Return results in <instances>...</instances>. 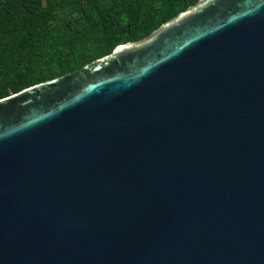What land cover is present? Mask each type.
I'll use <instances>...</instances> for the list:
<instances>
[{"label":"water","instance_id":"obj_1","mask_svg":"<svg viewBox=\"0 0 264 264\" xmlns=\"http://www.w3.org/2000/svg\"><path fill=\"white\" fill-rule=\"evenodd\" d=\"M0 264H264V0L0 99Z\"/></svg>","mask_w":264,"mask_h":264},{"label":"trees","instance_id":"obj_2","mask_svg":"<svg viewBox=\"0 0 264 264\" xmlns=\"http://www.w3.org/2000/svg\"><path fill=\"white\" fill-rule=\"evenodd\" d=\"M198 0H0V99L149 36Z\"/></svg>","mask_w":264,"mask_h":264}]
</instances>
